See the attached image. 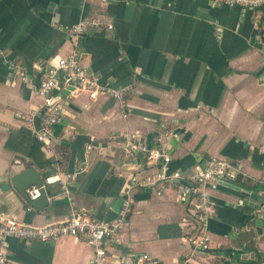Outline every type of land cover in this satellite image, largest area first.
Listing matches in <instances>:
<instances>
[{
    "label": "crops",
    "instance_id": "crops-1",
    "mask_svg": "<svg viewBox=\"0 0 264 264\" xmlns=\"http://www.w3.org/2000/svg\"><path fill=\"white\" fill-rule=\"evenodd\" d=\"M82 18L112 27L71 33ZM263 30L264 3L254 11L211 0H0V213L45 225L73 208L110 221L131 188L132 208L106 264H132L144 253L163 264H241L230 253L255 246L245 244L252 209L240 204L242 191L264 184ZM73 50L88 71L126 89L127 116L114 97L91 99L66 85L48 152L25 117L42 104L37 87L46 68ZM129 132L164 149L181 181L212 160L231 162L234 177L209 185L207 250L192 245V207L178 200L173 182L161 184L160 194L133 185L161 159L150 161L128 143ZM29 167L45 178L57 168L74 174L72 203L55 182L46 188L48 206L28 210L31 201L12 179ZM7 249L10 264H91L93 256L92 245L74 236L48 243L12 237Z\"/></svg>",
    "mask_w": 264,
    "mask_h": 264
},
{
    "label": "built area",
    "instance_id": "built-area-1",
    "mask_svg": "<svg viewBox=\"0 0 264 264\" xmlns=\"http://www.w3.org/2000/svg\"><path fill=\"white\" fill-rule=\"evenodd\" d=\"M211 1L254 11L264 3V0ZM103 26L112 27L111 24H107L99 18H82L70 27V31L81 36L92 28ZM66 85L86 89L91 99H95L99 95L114 97L120 102L124 116H127L126 89L113 87L102 81L96 73L88 71L82 64L80 52L73 50L67 56L60 58L55 65L46 68L37 87V93L42 99V104L39 110L31 111L25 117L26 123L32 128L33 135L45 145L48 152L53 150L56 125L62 112L60 96ZM125 138L128 143L145 151L150 161L158 162L161 159V164L155 172L142 177L134 176L132 178L133 185L144 189H152L160 194L159 186L161 184L166 181L173 182L176 185L178 200L182 202L189 201L192 207L195 234L190 238L191 243L195 248L207 250L210 246L206 227L212 205L209 185L213 180L234 177L231 162L225 159L212 160L190 174L189 181H181V171L170 169V155L164 149L148 146L139 132H129L125 135ZM73 175L57 168L55 173L45 178V182L41 187L47 188V185L52 183H60L62 196L66 197L69 203H72L73 196L70 182ZM41 187L32 186L28 190L31 200H35L40 196ZM240 204L243 205L244 201L241 200ZM131 208V188H128L123 197L120 213L110 221L91 218L73 208L66 219L45 225L25 223L0 213V264H10L7 249L9 238L48 243L68 236L84 239L92 245L91 264H106L110 242L114 239L120 225L125 222ZM31 209H33V206L29 205L28 210ZM132 264L163 263L159 259L144 253L139 255Z\"/></svg>",
    "mask_w": 264,
    "mask_h": 264
},
{
    "label": "water",
    "instance_id": "water-1",
    "mask_svg": "<svg viewBox=\"0 0 264 264\" xmlns=\"http://www.w3.org/2000/svg\"><path fill=\"white\" fill-rule=\"evenodd\" d=\"M14 186L21 193L23 197L31 201L34 209L39 210L48 206V193L47 189L41 187L45 182L43 177L36 168L29 167L18 173L13 179ZM32 186L41 187L39 200H31L28 190ZM246 197L244 204L252 209L249 213V222L252 223L249 230L253 231V237L245 244L255 243L254 247L244 249H236L235 253H230L241 261V264H262L264 262V249H259L260 241L264 238V184L263 188L258 191H242ZM243 252V253H242ZM247 262V263H244Z\"/></svg>",
    "mask_w": 264,
    "mask_h": 264
},
{
    "label": "trees",
    "instance_id": "trees-1",
    "mask_svg": "<svg viewBox=\"0 0 264 264\" xmlns=\"http://www.w3.org/2000/svg\"><path fill=\"white\" fill-rule=\"evenodd\" d=\"M249 221V214H247V216H246V222H248Z\"/></svg>",
    "mask_w": 264,
    "mask_h": 264
}]
</instances>
